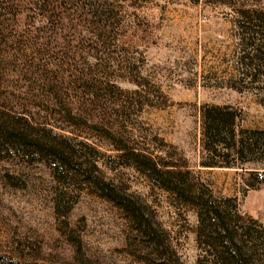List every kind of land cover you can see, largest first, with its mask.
<instances>
[{
  "label": "rangeland",
  "instance_id": "1",
  "mask_svg": "<svg viewBox=\"0 0 264 264\" xmlns=\"http://www.w3.org/2000/svg\"><path fill=\"white\" fill-rule=\"evenodd\" d=\"M259 13L264 0H0V106L97 162L170 245L157 250L52 164L0 149V264H229L209 216L157 185L108 133L189 170L264 264V166H204L213 154L203 131L212 106L234 108L237 133L264 131Z\"/></svg>",
  "mask_w": 264,
  "mask_h": 264
},
{
  "label": "trees",
  "instance_id": "2",
  "mask_svg": "<svg viewBox=\"0 0 264 264\" xmlns=\"http://www.w3.org/2000/svg\"><path fill=\"white\" fill-rule=\"evenodd\" d=\"M258 15L263 22L264 13ZM203 118L204 136L208 149L213 154L212 162L204 166L239 168L246 172L264 166L263 130L241 129L237 133V113L231 106L205 108ZM95 128L100 129L98 126ZM106 137L122 152L123 157L157 185L175 194L182 203L196 207L200 213L209 216L214 223L212 228L224 238L223 258L227 263L255 264V249L245 243L241 245L237 243V231L229 213L217 206L215 199L208 192L197 186L189 170L184 171L168 163L161 164L154 157L131 149L123 140H117L110 133ZM0 149L7 150L8 153L20 152L32 159L52 164L63 178L67 175L75 177V180L88 188L92 194L117 207L130 221L134 230L144 236L157 250L170 249L167 235L159 232L145 208L135 197L107 180L97 162L85 157L67 138L33 122L27 114L0 106ZM219 157L224 161L223 164L216 162ZM260 228L264 233V227ZM260 243L264 248V243Z\"/></svg>",
  "mask_w": 264,
  "mask_h": 264
},
{
  "label": "built area",
  "instance_id": "3",
  "mask_svg": "<svg viewBox=\"0 0 264 264\" xmlns=\"http://www.w3.org/2000/svg\"><path fill=\"white\" fill-rule=\"evenodd\" d=\"M264 174L262 172H259V178H263Z\"/></svg>",
  "mask_w": 264,
  "mask_h": 264
}]
</instances>
